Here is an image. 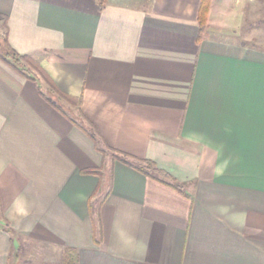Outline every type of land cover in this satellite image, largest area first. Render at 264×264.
<instances>
[{"label":"crops","instance_id":"1","mask_svg":"<svg viewBox=\"0 0 264 264\" xmlns=\"http://www.w3.org/2000/svg\"><path fill=\"white\" fill-rule=\"evenodd\" d=\"M98 2L0 0L9 45L83 116L0 61V264H264V49L237 41L253 0H211L201 36L200 0Z\"/></svg>","mask_w":264,"mask_h":264},{"label":"trees","instance_id":"2","mask_svg":"<svg viewBox=\"0 0 264 264\" xmlns=\"http://www.w3.org/2000/svg\"><path fill=\"white\" fill-rule=\"evenodd\" d=\"M210 1L211 0H200L199 8H198V15H197V23L200 31V36L202 35L206 22L208 17V12L210 8ZM107 2V0H99L98 5L101 9L104 4ZM0 19L3 21V27L4 32L3 35L0 36V61L7 65L9 68H11L15 73L20 75L22 78L37 83L38 80H42L44 84L48 87V92L56 95L58 98L63 100L66 104H68L69 107L75 108L77 110V115L81 119H83V116L80 112V105L81 100L79 98H73L71 96H68L62 92H60L53 82L50 80V78L46 75V73L42 70L40 65L30 56L28 55H22L16 52L8 43L7 41V35H6V19L0 17ZM41 94V91H40ZM43 96V94H41ZM43 98L54 108L56 109L60 114H62L66 118H70V122L74 125H76V120H73L72 112L68 109H64L60 106V104L56 101V98L54 96L50 95L49 97L43 96ZM71 114L69 117L67 112ZM78 127H80L87 136L92 140L94 143L96 149L101 152L103 155L110 154V157L113 161H118L142 174L148 177L153 178H160L161 180L168 181L169 185L174 186L175 188H178V185L176 182L170 178L166 173L163 171L157 169L153 163L149 161H143L138 160L132 156H129L127 154L118 152L110 147H108L102 140L100 139V136L98 135L97 131L94 129V127L87 122V128H83L77 124ZM101 146V147H100ZM84 174H99V170H86L83 172ZM61 264H78L77 261V252L74 249L67 248L64 250V253L61 258Z\"/></svg>","mask_w":264,"mask_h":264},{"label":"rangeland","instance_id":"3","mask_svg":"<svg viewBox=\"0 0 264 264\" xmlns=\"http://www.w3.org/2000/svg\"><path fill=\"white\" fill-rule=\"evenodd\" d=\"M252 4L253 5L250 7L251 9L247 15L244 28H242L239 36L237 37V41H242L250 47L264 49V0H253ZM52 95L56 98V101L60 104V106L64 109H68L70 113L75 109L69 107L68 104L56 95ZM72 116L77 119L78 122H82V120H80L74 112H72Z\"/></svg>","mask_w":264,"mask_h":264}]
</instances>
